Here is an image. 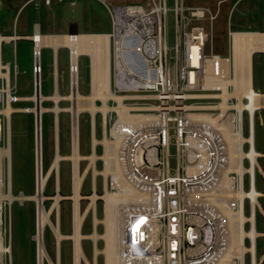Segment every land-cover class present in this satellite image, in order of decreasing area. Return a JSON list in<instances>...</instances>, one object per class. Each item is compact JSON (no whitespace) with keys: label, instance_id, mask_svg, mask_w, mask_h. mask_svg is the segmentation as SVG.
Instances as JSON below:
<instances>
[{"label":"built area","instance_id":"obj_1","mask_svg":"<svg viewBox=\"0 0 264 264\" xmlns=\"http://www.w3.org/2000/svg\"><path fill=\"white\" fill-rule=\"evenodd\" d=\"M101 2L110 18L111 90L125 97L129 114L145 115L122 120L109 111L107 118L108 137L119 143L120 172L108 177L106 188L119 191L118 183L124 180L130 194H145L142 202L130 196L118 205L119 264H264V149L256 146V124L264 131V51L252 53V64L255 54L263 58V88L256 87L252 67L251 84L243 86L246 93L239 108L233 92L236 84L240 87L241 70L234 66L230 31L228 54L214 51L215 11L188 6L186 0H173L171 7L167 0ZM169 11L174 21L172 46L167 43ZM258 31L264 34V28ZM4 35L0 33V150L9 147L11 153V119L4 109L15 101L17 64L14 61L11 72L10 63L2 59ZM40 58L41 50L32 43L35 92L41 89ZM53 82L56 89V76ZM222 85L233 94L220 113L214 107L221 100L217 96ZM202 111L209 117L195 115ZM34 134L36 182V118ZM41 140L39 129L40 148ZM233 152L238 164L232 161ZM39 160L41 167L42 151ZM10 162L2 158L3 194H15ZM24 201L3 200L0 211V234L11 249L8 217L13 203ZM240 226L247 232V250L241 254L232 247ZM1 259L0 264L11 263L6 253Z\"/></svg>","mask_w":264,"mask_h":264},{"label":"rangeland","instance_id":"obj_2","mask_svg":"<svg viewBox=\"0 0 264 264\" xmlns=\"http://www.w3.org/2000/svg\"><path fill=\"white\" fill-rule=\"evenodd\" d=\"M131 1V0H130ZM222 1V2H221ZM234 0H186V4L189 5H201L209 8L217 13V18L214 21V51L219 52L222 55L228 54L227 38L229 32L228 26V14L230 12V5L233 6ZM252 1V5L255 8V14L253 17H247L243 19L238 11H235L230 20V29H248V30H261L264 28V3L260 0ZM92 10L90 15V21L94 24H103L105 30H110L109 17L106 13L105 7L97 2L92 1ZM2 6L0 7V33L10 34L13 33V25L15 22V16L17 8L19 6L18 1L10 2L9 0H2ZM64 4V3H63ZM61 3V5H63ZM169 7L173 5V0H167ZM258 9L260 11H258ZM29 8L26 7L21 11L20 16L16 19L18 34L21 32H31V28L26 31L22 27V21L24 15L27 14ZM50 20L53 18L51 9ZM78 12L77 9L73 10V14ZM260 12V13H258ZM167 26V43L169 46L174 44V21L173 13L171 11L167 14L166 20ZM54 34L62 33L52 30ZM68 49L61 51V59L59 65V71L57 75V87L56 91L66 96L70 93L69 87V66L68 61ZM2 59L5 62L10 63L11 72L14 61L17 64V71H14V96L21 97L24 95H30L33 90V74H32V41L30 39H19L15 43H5L2 49ZM51 51L49 47L42 48L41 66H42V79H41V92L44 95H50L54 93L53 77L51 75ZM253 76L256 87L263 88V58L261 54H255L253 64ZM90 68L88 56L82 54L81 66L78 68V90L81 94H88L91 89L90 85ZM156 103V101H151ZM98 104H100L98 102ZM111 104V102H109ZM42 105L52 110L43 113L41 116L42 127V167L44 174L47 168L50 166L51 161L54 158L55 153L60 154L64 158L59 160L57 173L59 176L58 189L60 195L64 198L58 202V223L56 218V208L50 212L51 224L46 225L43 230V242L48 255V259L43 260V264H73V239L70 236L73 233V210L74 200L72 195V177H73V162L66 158L72 153V128H73V114L71 110H68L72 106V101L69 99L61 100L59 102V111L53 109L54 103L51 100H44ZM15 109L33 107L35 103L33 101L15 100L12 103ZM70 106V107H69ZM64 109V110H63ZM81 112V113H80ZM77 117L78 127V152L83 157H87L91 152V115L88 110H80ZM56 114V115H55ZM35 118L36 115L33 112L15 111L11 115V166H12V186L13 192L17 194L19 191L27 195H32L36 191L35 184V143H34V130H35ZM102 115L100 112L96 113V123L94 125L95 136L100 139L103 134L108 136L109 120L104 129L102 124ZM57 137V138H56ZM57 140V141H56ZM56 141V142H55ZM58 144V145H57ZM58 146V147H57ZM256 146L257 149H264V131L262 127L256 124ZM57 151V152H56ZM104 152V146L97 144L96 153L102 154ZM88 166L87 159H81L79 161V168L81 171L85 170ZM97 174H95L96 180V192L99 195L104 193L103 180L104 176L100 174L103 169V163L100 159L96 162ZM55 171H52L49 178L46 179L43 188V194L45 199L43 200L44 209L49 210L53 205V200L49 197L56 194V181ZM92 180L93 170L90 168L86 171L85 179L81 185V195L79 199V208L83 212L88 207L90 200L86 198L92 193ZM258 188H262V185L258 183ZM104 200L99 198L95 204V215L98 219L104 217ZM36 202L33 200H25L23 203L14 202L12 205L11 217V236H12V264H36ZM57 227L58 231L64 236L60 239L59 243H56L54 238V228ZM96 230L101 233L104 230L102 223L96 224ZM258 229L262 230L261 224H258ZM81 231L84 235H90L93 231V209H88L86 216L81 225ZM90 233V234H89ZM70 235V236H69ZM58 244V245H57ZM81 245L83 252L87 260L92 263L93 261V241L87 236L81 239ZM58 246V254H57ZM98 249L104 247V242L99 239L96 243ZM261 241L258 243V252H260ZM81 264H87L84 260ZM97 264H104V256L102 253L97 255Z\"/></svg>","mask_w":264,"mask_h":264},{"label":"bare ground","instance_id":"obj_3","mask_svg":"<svg viewBox=\"0 0 264 264\" xmlns=\"http://www.w3.org/2000/svg\"><path fill=\"white\" fill-rule=\"evenodd\" d=\"M231 42H232V52L234 57V66L240 68L241 70V79H240V87H237L233 92L235 96H237L239 103L238 107L240 108V100L242 94L246 93L243 89V86H247V84H251L250 75H252V53L255 50L264 51V34L258 30H231ZM3 40L5 43H15V41L19 39H30L33 44L36 46V50H41L42 56V48L50 47L54 50V53L57 51L59 47H67L69 49V59L72 62V89L70 93L66 96L59 94L56 89L54 93L50 95H44L41 92V89L38 91H33L30 95H24L21 97H15V100H23V101H33L35 106L19 108L15 109L11 104L4 109V112L11 119V115L15 111L22 112H33L36 115V173L37 180L35 182L36 189L35 193L32 195H27L25 193L18 194H3L0 191V211L2 209L3 200H7V202L12 201L13 199L17 200H33L36 202V264H43L44 259H48V255L45 249V245L43 242V230L46 225H50V212L54 209L57 210L58 202L62 199V196L57 191L58 189V181L59 176L57 171L59 160L64 158L58 153H55L53 160L51 161L50 166L47 168L46 173L43 172V167H40V155L41 149L39 146V129L42 138V127H41V116L43 113L52 110L51 108L45 107L42 105L44 100H51L54 103L53 109L55 111H59L60 108L59 102L61 100L69 99L72 101V106L68 109L72 111L73 114V130H72V153L66 158L72 160L73 162V177H72V195L71 197L74 200V210L72 216L73 222V233L70 238L73 239V264H81L84 260L87 264H97V255L102 253L104 256V264H119L118 256H117V234L118 228L121 223V217L117 213V208L122 201L126 202L129 200L130 196H134V199L138 202H142L145 200V194H134L128 191V186L124 180L118 183L119 191L113 192L106 188L107 179L111 176H116L120 172L118 166L116 165L117 156H118V148L119 143L117 141H111L109 137L105 134L98 139L94 133V125L96 123V113L100 112L102 115V124L104 129L107 124V118L109 116V111L117 112L122 120L125 119H140L145 115L143 114H134L131 115L127 111L129 110V105L125 104L123 99L125 98L121 94H116L111 90L110 87V44H109V35L106 32H97V33H78V34H70V33H61V34H42L39 31H35L32 34H18L10 33L5 34ZM81 54L88 56L90 61V85L91 89L88 94H81L78 90V83L75 81L76 78V68L78 70L77 60ZM38 60V57H37ZM41 60V58H40ZM57 71V70H56ZM248 75L249 77H246ZM236 79L234 82L237 83ZM247 83V84H245ZM222 92L218 94L221 100L215 105L214 108H220V113H222L227 107L228 98L233 94L226 90V86L222 85ZM34 90V89H33ZM264 95V93L262 94ZM109 101H114L113 104H109ZM98 102L100 104H98ZM151 106L150 109H152ZM85 109L90 112L91 115V125H92V134H91V152L87 157L81 156L78 152L79 143H78V127H77V117L79 115L80 110ZM64 110V109H63ZM81 113V112H80ZM113 114V113H112ZM56 115V114H55ZM197 116L208 118V113L205 111L195 113ZM108 126V125H107ZM10 131V130H9ZM223 132L225 134L228 133V127L223 128ZM228 138V135L226 136ZM57 138V137H56ZM231 140L230 138H228ZM57 141V140H56ZM55 141V142H56ZM97 144H101L104 146V152L102 154L96 153ZM40 145L42 146V140ZM58 145V144H57ZM58 147V146H57ZM57 152V151H56ZM6 156L7 162H10L11 153L10 148L7 147L5 149L0 150V174L2 177V158ZM232 161H235L238 164V154L233 152ZM81 159L88 160V166L85 170L81 171L79 168V161ZM100 159L103 163V169L100 174L104 176L103 180V189L104 193L99 195L96 192V180L95 174H97L96 162ZM11 163V162H10ZM93 170V180H92V193L89 194L86 198L90 200L88 207L85 208L83 212L80 211L79 208V199L83 196L81 195V185L85 179V174L88 169ZM236 171H240V168H235ZM52 171H55V181H56V191L57 193L50 196L49 198L53 200V205L49 210L44 209L43 200L45 196L43 194L44 184L46 179L49 178V175ZM1 183V182H0ZM1 186V185H0ZM102 198L104 200V217L102 219H98L95 213V204L96 200ZM93 209V231L88 235H84L81 231L82 222L86 216L88 209ZM58 210L56 212V218L58 223ZM10 222V236H11V224L12 217H8V223ZM102 223L104 225L103 232L99 233L96 230V224ZM4 223L3 217L0 216V225ZM254 232L252 231L250 235ZM247 235L246 230L240 226L235 239L233 241V248L238 251L240 254L247 250V246L245 245L244 238ZM88 237L93 241V261L90 263L85 254L83 252V248L81 245V239L84 237ZM54 238L56 243H59L60 239L64 238L62 234L58 231L57 227L54 228ZM99 239H102L104 242V247L102 249H98L96 243ZM4 236L0 234V261L4 256V253L11 258L10 261L12 264V249L8 244L4 245ZM58 245V244H57ZM249 250H252L251 248ZM58 246H57V254H58ZM51 264V260H49Z\"/></svg>","mask_w":264,"mask_h":264},{"label":"crops","instance_id":"obj_4","mask_svg":"<svg viewBox=\"0 0 264 264\" xmlns=\"http://www.w3.org/2000/svg\"><path fill=\"white\" fill-rule=\"evenodd\" d=\"M9 1L13 2V0H9ZM16 1L20 2L17 8L15 22L13 25V28L15 27L16 30H17L16 19L18 18V16H20L21 11L23 9H25L26 7L29 8L27 14L24 15V19L22 21V27L25 31L28 28H31V32H21L20 34H32L36 30L42 34H52L50 32H52L53 29H55L56 32H62V33H70L69 30H73V31L76 30L77 34L89 33V32L108 33L110 31V30H105L104 29L105 26L103 24L98 25L97 23L94 24L93 22L90 21L89 18L91 15L93 0H50L49 4H45L44 0H14V2ZM94 1L101 3L102 0H94ZM106 1L108 3L115 4V3H123L128 0H106ZM223 1L225 2L229 0H223ZM260 1L264 3V0H260ZM61 3L64 4L61 5ZM187 5L201 6V5H189V4ZM253 7L254 6L252 5V1L234 0L233 6L230 5V12L228 14L227 23L229 26V31L232 30L230 29V24H231L230 20L232 19L233 13L235 11H238V13L243 19L247 17H253V15L256 13L255 8ZM48 9H51L53 13L52 20H50L51 14L48 11ZM74 9L78 10L76 14L72 13ZM258 11L260 10L258 9ZM106 13L108 14V12ZM263 23H264V17H263ZM109 24H110V18H109ZM235 30H248V29H235ZM63 49H68V48L59 47L57 51L54 53V50L49 47V50L51 51V59H52L50 65L52 68L51 75L53 77V80H54V76H56L57 79L56 73H58L59 71L61 51H63ZM67 57L69 61V49H68ZM81 59H82V54L79 56L77 60L78 68L81 66ZM89 68H90V61H89Z\"/></svg>","mask_w":264,"mask_h":264},{"label":"water","instance_id":"obj_5","mask_svg":"<svg viewBox=\"0 0 264 264\" xmlns=\"http://www.w3.org/2000/svg\"><path fill=\"white\" fill-rule=\"evenodd\" d=\"M70 31V34H77V31L76 30H69ZM36 91H38L39 92V88L37 87L36 88ZM62 198H64V196L62 197Z\"/></svg>","mask_w":264,"mask_h":264}]
</instances>
